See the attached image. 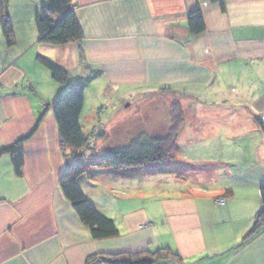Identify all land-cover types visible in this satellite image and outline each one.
I'll list each match as a JSON object with an SVG mask.
<instances>
[{"label":"crops","instance_id":"0c3cea01","mask_svg":"<svg viewBox=\"0 0 264 264\" xmlns=\"http://www.w3.org/2000/svg\"><path fill=\"white\" fill-rule=\"evenodd\" d=\"M47 2L24 0L16 10L14 0H9V15L12 20L22 16L31 26ZM72 2L84 32L82 43L42 44L37 30L24 45L9 48L0 21V149L28 135L42 118L36 135L21 146L22 177L16 175L10 155L0 157V264H87L97 255H137L160 248L179 254L182 262L158 264H264V231L246 244L242 241L250 230L255 195L250 196L246 187L235 193L218 179L209 181L213 170L219 175L225 167L221 164L230 162L224 159L191 165L201 173L196 182L169 175L171 188L162 185L166 183L162 176L134 174L108 180V170L103 179L83 176L80 185L87 198L114 220L120 232L116 238L92 239L60 188L61 175L73 160L69 151L62 153L52 108L62 91L55 93L53 78L47 93L34 84L38 98L14 91L21 77L28 76L27 65L41 72L38 56L35 62L28 55L36 48L38 55L51 57L67 70L73 84L101 71L91 85L101 82L112 91H125L117 102L125 110L150 99L156 103L162 90H170L164 96L183 105V121L200 122L183 123L177 147L196 139L231 148L241 137L233 122L249 116L252 129L258 131L259 124L264 128V94L255 95L242 114L238 106L243 98L239 104L225 101L228 84L241 88L251 83L255 92L264 85V0H224L225 12L214 0ZM197 8L204 14L206 31L192 36L188 18ZM14 36L16 45L20 41ZM49 101L53 103L46 104ZM187 105L196 108L190 112ZM128 116L124 113L121 118ZM168 119L171 130V113ZM159 137L162 132L155 138ZM218 198L228 204L218 206ZM231 225L237 226L231 229Z\"/></svg>","mask_w":264,"mask_h":264},{"label":"trees","instance_id":"16d2710c","mask_svg":"<svg viewBox=\"0 0 264 264\" xmlns=\"http://www.w3.org/2000/svg\"><path fill=\"white\" fill-rule=\"evenodd\" d=\"M214 2L219 3L222 10L226 11L224 0H214ZM1 6L2 32L7 45L12 47L15 45V36L13 22L8 11L9 0H2ZM36 26L39 42L42 44L65 46L82 43L84 40V32L77 19L72 0H48L37 13ZM188 29L192 36L201 35L206 31V23L201 8H197L190 13ZM38 61L50 71L54 81L64 88L52 108L59 129L62 153L69 151L73 160L67 164L61 175L60 188L65 198L72 204L82 225L88 228L92 239L116 238L120 234L116 223L102 214L95 204L87 198L80 185V179L93 168L112 169L116 173H111L121 175L120 177H128L134 174L144 177L160 174L179 176L180 173L176 172V169L185 167L177 165L175 172H172L165 165V162L171 158L170 161H174L173 159L178 153L177 138L182 128V116H175L174 113L173 126L166 136L149 139V142L147 141L143 145H141V142H133L129 147L109 150L102 156H92L88 160L87 153L94 152V147H92L91 140L85 134L81 125L85 105V88L102 72H93L92 76L72 84L69 72L54 61L41 55H38ZM41 122L42 118L38 120L35 128L28 135L20 138L14 145L0 149V157L3 155L12 157L18 177H22L25 163V155L21 146L36 135ZM121 171L123 173H119ZM179 177L187 176L181 174ZM260 198L261 209L256 214L253 226L245 236L243 244L255 239L264 231V186L261 187ZM164 260L182 262L179 254L172 252L169 248H160L137 255H97L91 258L87 264H94L98 261L108 264H158Z\"/></svg>","mask_w":264,"mask_h":264},{"label":"rangeland","instance_id":"374dc122","mask_svg":"<svg viewBox=\"0 0 264 264\" xmlns=\"http://www.w3.org/2000/svg\"><path fill=\"white\" fill-rule=\"evenodd\" d=\"M23 1L24 0H14L16 3L14 4L16 10H19L25 3H22ZM19 3L21 4L20 6ZM19 17L20 16L17 17L16 15V20H12V22L14 26V35H16V38L20 42L9 48H18V46L20 47L22 44L24 45L28 39H32V37L37 33L35 21H33L30 26L29 20L23 18L22 16L20 18L21 20H19ZM38 54L39 53H37L36 48L28 51V55L32 57V60H35ZM43 56L55 61L49 56ZM41 66L38 65V68L41 70L40 72L36 70V67L27 65L28 76L21 77L14 91H25L26 93L31 94L33 98H38L35 95V84L39 86L42 92L47 93V91H49V83L52 82V76L46 67H44L42 64ZM47 75L49 76V79ZM92 75L93 74L90 73L88 77ZM245 80H249V78H246ZM81 81L82 80L79 82ZM54 84H56L58 90L55 93L59 94L61 91H64L63 86H61L59 83ZM244 84L246 88H244ZM244 84L241 85V88L236 84H228V88L225 90L227 97L225 101L232 102L233 100H238L237 103L239 104V99L243 98V100H241V105L238 106L239 113L241 114L248 111L251 102L254 101L255 95L258 97L264 94V85H261V87L256 89L255 92L252 90V85L254 86V84L251 85V83L247 82ZM123 93H125V91H112L111 89H108V85H105L101 82L97 84L94 83L92 85L90 83L85 88V105L81 117V125L85 134L90 138L92 147H94V152H89L87 154L89 157L88 160H90L92 156H102L109 150L129 147L133 144V142H141V145H143V143H146L147 141L149 142V139L160 135L161 132L163 136H166L170 132L167 127L169 124L168 116H170V113L172 115V124L174 113L175 116H182L181 108L183 105H174L171 103L170 97L164 96L166 93L167 95L171 93L170 90H162V93L160 94L161 99L156 103H152L153 100L150 99L146 104H136L135 106H132L130 110H125L119 106V103H117L118 99L124 96ZM156 96L159 95L156 94L154 97ZM150 97H152V95H150ZM52 103L53 101L46 102L48 105H51ZM222 106L223 105H220V107ZM186 108H188L190 112H193L196 106L187 105ZM124 113L129 114V116L122 119L121 115ZM183 123L199 124L200 122L182 121V126ZM253 124L254 122L249 116L246 118L245 116L242 117L241 121L233 122L235 132L239 133L241 137L238 139L235 138L234 146L231 148L230 146L226 147L228 145L224 144V149L222 148V144L211 145L208 143L199 142L196 139L191 143L184 140L178 143L180 151L176 153L173 159L174 161H170L172 159L171 158L165 162V165L169 167L172 172H175V167H177V165L185 167L186 169L182 167V169H176V172L180 173L179 176L181 174H186V176L189 177V180L191 179V181L193 180L196 182L199 181L197 177L201 173L199 172L200 170H193V167H190L191 165H200L197 163L204 160L205 162L207 160L211 162L216 160L220 161L223 159L229 160V163L221 164L225 165V167L221 168L223 171H220L219 175L217 173V175H214L216 170L212 171L213 175L211 177L213 179H210L209 181L211 182L218 179L221 185L225 184L227 189H232L235 193L240 192L243 187H246V191H250L248 192L250 196L255 195V211L253 210L254 214H251V217L249 218V225H251L250 230L253 226L256 214L261 209L260 190L261 187L264 186V175L262 174L264 173V128L261 124H259V130H254L252 129ZM108 172L115 171L108 169ZM137 172H139V170H137ZM105 173L106 170L93 168L91 171H88V173L85 175V178H87V180L90 178L96 179L98 177L103 179V177H105L104 175L107 174ZM119 173H123V171ZM169 175L174 176V174ZM169 175L160 174L152 177L162 176V179L160 180L164 179L162 183L166 182L162 185H167L171 188L173 187V178H169ZM120 176L118 174L114 175V173H110L108 174L107 179L109 180L110 178L115 177L121 178ZM226 204L224 206H226ZM104 205L106 204L104 203ZM244 212L245 211H239V213L242 214H244ZM243 218L244 216L241 217L242 220ZM233 220L237 221V216H233ZM236 226L237 225H231L230 228L233 229V227L236 228ZM250 230H248V232ZM245 236L243 237L242 241H244Z\"/></svg>","mask_w":264,"mask_h":264},{"label":"built area","instance_id":"2783aa9c","mask_svg":"<svg viewBox=\"0 0 264 264\" xmlns=\"http://www.w3.org/2000/svg\"><path fill=\"white\" fill-rule=\"evenodd\" d=\"M215 202L218 206H224L227 203V200L223 198H219V199H216Z\"/></svg>","mask_w":264,"mask_h":264}]
</instances>
